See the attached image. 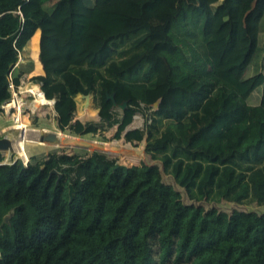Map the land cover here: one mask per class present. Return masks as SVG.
<instances>
[{"label":"trees","instance_id":"trees-1","mask_svg":"<svg viewBox=\"0 0 264 264\" xmlns=\"http://www.w3.org/2000/svg\"><path fill=\"white\" fill-rule=\"evenodd\" d=\"M29 43L34 70L31 59L14 70ZM261 56L264 0H0V109L9 77L17 87L33 70L60 132L146 138L145 154L196 200L264 207ZM78 96L94 98L99 122L74 121ZM137 114L143 127L124 134ZM116 164L51 153L0 167V224L14 210L0 264H264V214L180 215L159 166Z\"/></svg>","mask_w":264,"mask_h":264},{"label":"rangeland","instance_id":"rangeland-1","mask_svg":"<svg viewBox=\"0 0 264 264\" xmlns=\"http://www.w3.org/2000/svg\"><path fill=\"white\" fill-rule=\"evenodd\" d=\"M11 18V16H6L3 18L4 21H8L9 19ZM196 37L197 35L192 39L193 42L196 41ZM28 47V46H27ZM27 52L30 51L26 50ZM22 54V53H21ZM20 54V55H21ZM120 57L119 55H116L114 57V59L118 60ZM28 59H30L28 57ZM28 59L26 58V60L28 61ZM26 60H25V63H26ZM257 69L259 71H261L262 73V76H260V78L255 82V84H261L263 81H264V56L260 58V64H259V68L257 66ZM256 69V66L252 67V69H250L249 73L250 74H253L254 72L257 71ZM33 70H34V67H33ZM33 70L31 72V75H33ZM260 98H261V94H259V92H254L252 94V96L250 97L249 99V104L251 105H256L259 103L260 101ZM77 100V98H76ZM77 103H78V107H77V110L75 112V116H74V121H79L78 119H80L82 123H87V122H99V117H97V106H96V102L94 100L93 97H89V104H90V109L88 110H85V112L83 111V105H84V101L79 98L77 100ZM51 105V104H50ZM154 109V108H153ZM116 111L118 112H121V108L119 107H116L115 108ZM46 114H48V117L47 118H51L53 119L54 116H55V120H56V114H55V111H54V106L52 105V110L47 112ZM138 118L135 120V122H139V124L137 125L138 128H141L143 127L144 125V122L146 120V117L144 115H141V114H137L136 115ZM95 119V120H94ZM134 121V120H133ZM12 122L9 120V124L5 123L3 121V118L0 116V126H3V125H10ZM57 123V121H56ZM133 123V122H132ZM49 125V124H48ZM132 125V124H131ZM136 126V127H137ZM136 129V128H135ZM135 129H132V130H135ZM43 130V129H41ZM48 131H51V132H60L58 130V127H57V131H54V130H48ZM114 133H115V128H112L110 129L109 131H107L106 133H104V137L105 139L107 140H110L107 143H112V142H124V139H121V140H112L113 139V136H114ZM66 134V133H64ZM68 136H71L69 134H66ZM36 137H38L36 135ZM71 137H75V136H71ZM77 139H83V140H87V141H90V140H94V141H98V142H101V143H104L100 137L98 136H87L86 138H82V137H75ZM38 139V138H37ZM126 144H129V143H126ZM131 147L133 148H138L141 150V156H140V160L143 156V152H144V149H145V146H146V141L143 139L142 142H140L136 147L135 146H132L131 144H129ZM25 149H24V154L26 155V158L28 159L27 161H24V164H33L35 163L37 160L41 159V158H47V156L51 153H58V154H63V153H66L67 155L71 156V155H81V154H87V153H93V152H96V150H87L85 148H79V147H76V148H57V149H50L48 147H43L41 145H38L36 143H26L25 145ZM24 148V147H23ZM98 153H101L100 151H98ZM103 154V153H101ZM105 155V154H104ZM107 156V155H106ZM5 157V160H6V163H10L14 160H17L18 158H14L12 161H8L6 156ZM108 157V156H107ZM110 159H115L116 160V163H119V164H122L128 168L132 167V166H139L141 163H145L146 165L148 166H152V165H157L160 167V170H161V173H162V180H163V183L170 186L171 188H173L175 191L179 192L180 195H181V201H182V204H183V208H181L179 210V214L181 215L184 211V208L185 209H188L190 210L192 206H200V207H203L205 209H210V208H216L220 211H224V212H231L233 210H241V211H246V212H254V213H258V214H264V207L262 206H258L256 204H250V203H246V204H243V205H237V204H232V203H228V202H225V201H220V202H214V201H209V200H196L192 197H190V195L183 189H180L175 181L173 180V178L164 172L163 170V167H162V164L158 161V160H152L148 155L145 154L144 152V157H143V160L140 161L136 164H132L129 162H126V163H120V161L117 159V158H113V157H110ZM23 162V160H22ZM129 164V165H128ZM245 174L243 172H240L239 173V178L241 180L245 179ZM180 222H182V220H180Z\"/></svg>","mask_w":264,"mask_h":264},{"label":"bare ground","instance_id":"bare-ground-1","mask_svg":"<svg viewBox=\"0 0 264 264\" xmlns=\"http://www.w3.org/2000/svg\"><path fill=\"white\" fill-rule=\"evenodd\" d=\"M20 56L23 58L24 62L19 63L16 67L14 65V70L17 67H19L21 64L25 63L26 59H24V57L22 55H20ZM27 78H28V76L25 74L20 79V81L21 80L24 81V83L26 84V86H25L26 88L30 84H32L33 86H39V87H35V91L34 92H36L35 93L36 96H34V97H26L25 94L22 95L23 98L21 100L24 101L25 109H26V111H25L26 114L23 117H27V115L30 114L29 113V108L27 107V105L29 106V102H30L29 98H32V100H34L33 101V106H34L33 109L37 110L39 113H41V115H45L47 112L52 110V105L54 106V101L53 100H47L45 98L43 92L41 91V86L39 84H37V83H34L33 81H31V80H29ZM19 85H20V83H19ZM25 87L22 88L23 91H24ZM10 98H11V94H10ZM20 98H21V96H20ZM41 106H45V107H43V109H41ZM153 108H154V105H153ZM154 110H155V108H154ZM0 114L3 115L2 108L0 109ZM23 117L20 118L21 123H19V124H13L11 119L9 117H7V119L10 120L12 123L6 129H4V130H2L0 132V134H1L4 131H6V130H8L10 128L19 129V130H21L23 132L25 131L24 134H23V138L18 139L15 142V151L17 152L15 157L18 158V159L19 158L22 159L23 160V164H24V161L28 160L26 158V155L24 154V149H25L24 145L26 143H36L38 145H41L43 147H48L50 149L51 148L52 149H57V148H60V149L61 148H71V149H73V148L79 147V148H85V149L90 150V151L91 150H96V152L100 151L101 153L107 155L108 157L110 156V157H113V158H117L120 161V163L129 162V164L130 163L136 164L140 160L141 150L140 149L132 150L129 144H126V143H124L122 141L121 142H112V143H107V144L105 142V144H104V143H101V142H98V141H94V140L87 141V140H83V139H77L75 137L68 136V135H66V134H64L62 132L54 133V132H51V131H48V130H44V129L43 130H36V129H32V128L26 129L27 128L26 125L21 120ZM131 124L125 129L124 134L128 132V131L126 132L127 129H129L130 127L137 126L139 124V122H134L132 125ZM133 129H135V128H133ZM131 130H129V131H131ZM41 133L42 134L52 133L53 134L52 136H53V138L55 140V143L53 145L52 144L40 143L38 139H39V134H41ZM36 135L38 137H36ZM17 161H20V160H14V161H12L10 163H6V164L7 165H12V164H14ZM26 165L27 164H24V167H26Z\"/></svg>","mask_w":264,"mask_h":264},{"label":"water","instance_id":"water-1","mask_svg":"<svg viewBox=\"0 0 264 264\" xmlns=\"http://www.w3.org/2000/svg\"><path fill=\"white\" fill-rule=\"evenodd\" d=\"M86 101L88 100V96H83ZM108 100L112 101V104L114 107H119L121 108L122 112L126 109V105L127 103L126 102H123L122 104L120 105H117L115 102H114V97L113 95H109L108 96ZM161 99H158L156 101V103L154 104V108L155 110L158 108V105L160 103ZM131 129H127V131H129ZM23 131L19 130V129H14V128H10L6 131H4L3 133L0 134V154L1 155H5L7 160L8 161H12L15 156H16V151H15V142L18 140V139H21L23 138V134L24 132L22 133ZM53 134L52 133H45V134H39V142L40 143H44V144H54L55 143V140L52 136ZM144 140L146 141V138H144ZM17 160H20L21 164L23 165L24 167V164L22 162V159H17ZM116 167H125V168H128L122 164H119L117 163L116 164ZM72 196H73V189H72V186L69 185V197H70V201L72 200ZM13 213H14V210H10L8 212V214H6L3 219H2V222L0 224V231H1V228L2 226L5 224V223H8L10 220V218L13 216Z\"/></svg>","mask_w":264,"mask_h":264},{"label":"built area","instance_id":"built-area-1","mask_svg":"<svg viewBox=\"0 0 264 264\" xmlns=\"http://www.w3.org/2000/svg\"><path fill=\"white\" fill-rule=\"evenodd\" d=\"M24 62L23 58L20 56V54L18 55V61L15 64V67L21 63ZM9 83H8V90L11 94V98L8 102H6L4 105H2V113L3 115H5L6 117H9L11 119V121L13 122V124H19L21 123L20 118L23 117L26 114V109H25V103L24 101H22L21 99L23 98L22 95L25 94L26 97H34L36 96L34 92L35 91V87H39V86H33L32 84H30L27 88L25 87L26 84L24 83L23 80L20 81V85L18 87H15L11 77H9ZM25 87L24 91L22 90V88ZM21 96V98H20ZM138 117L135 115L133 118V123L135 122V120ZM136 128L138 129V126L136 127H130L129 129H133Z\"/></svg>","mask_w":264,"mask_h":264},{"label":"crops","instance_id":"crops-1","mask_svg":"<svg viewBox=\"0 0 264 264\" xmlns=\"http://www.w3.org/2000/svg\"><path fill=\"white\" fill-rule=\"evenodd\" d=\"M28 48V50H31V45L30 43L28 44V47H26V49L24 50V52L22 53L24 59H28V57L32 60L33 62V67H34V61L31 57V54H30V51H26ZM21 54V52H20ZM25 64V63H24ZM14 69V68H13ZM27 75V74H26ZM31 76L33 75H29L28 78H30ZM26 77V76H25ZM27 78V79H28ZM77 100L79 98H81L83 101H84V105H83V111L85 112V110H88L90 109V104H89V99L86 101L85 98L81 97V96H78L76 97ZM77 100H76V103H77ZM29 106L27 105V107L29 108V115H27V117H23L21 120L22 122L26 125V129H36V130H41V129H44V130H54V131H57V123H56V120H55V116L53 119L51 118H47L48 117V114H45V115H41V113H39L37 110L33 109V101L32 98H29ZM78 105V103H77ZM43 107L45 106H41V109H43ZM78 107V106H77ZM77 110V109H76ZM0 116L3 118V121L7 124H9V120L7 119L6 116L0 114ZM98 117V116H97ZM79 121H81L80 119H78ZM6 125H3V126H0V132L4 129H6L8 126ZM49 124V125H48ZM133 124V123H132ZM25 129V130H26ZM25 132V131H24ZM131 147V146H130ZM132 150L134 149H138V148H133L131 147Z\"/></svg>","mask_w":264,"mask_h":264},{"label":"flooded vegetation","instance_id":"flooded-vegetation-1","mask_svg":"<svg viewBox=\"0 0 264 264\" xmlns=\"http://www.w3.org/2000/svg\"><path fill=\"white\" fill-rule=\"evenodd\" d=\"M7 164H6V160H5V157H4V155H1L0 154V167H2V166H6ZM12 218V217H11ZM11 218L9 219V220H11ZM9 224V222L8 223H5L4 225H8ZM3 225V226H4ZM2 226V227H3Z\"/></svg>","mask_w":264,"mask_h":264}]
</instances>
